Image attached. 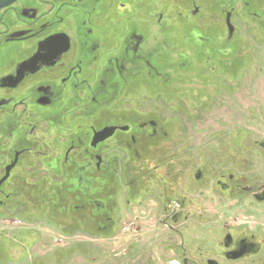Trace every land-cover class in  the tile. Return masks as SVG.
I'll list each match as a JSON object with an SVG mask.
<instances>
[{"label":"flooded vegetation","instance_id":"flooded-vegetation-1","mask_svg":"<svg viewBox=\"0 0 264 264\" xmlns=\"http://www.w3.org/2000/svg\"><path fill=\"white\" fill-rule=\"evenodd\" d=\"M201 6L209 8L201 13ZM179 18L194 19L198 31L175 28ZM218 22L222 34H204ZM262 24L264 0H0V264H34L25 239L40 233L44 216L68 226L72 216L118 217L107 178L127 167V155L139 159L140 144L169 136L153 106L177 101L186 112L182 102H194L200 120L227 106L250 83L236 84V75L264 70L256 56L234 67L245 46L264 58L257 50L264 49ZM236 37L245 43L230 49ZM217 68L232 70L230 92L219 102L224 82H199ZM244 133L229 134L240 148L233 140L227 150L234 164L210 182L197 168L179 196L169 183L173 170L140 173L131 187L138 192L135 229L149 216L181 235L182 264H264V163H255L264 161V142L246 145ZM152 175L161 177L157 198L142 200V192H155L141 185ZM194 191L200 200L193 210ZM193 219L191 253L184 231Z\"/></svg>","mask_w":264,"mask_h":264},{"label":"rangeland","instance_id":"rangeland-1","mask_svg":"<svg viewBox=\"0 0 264 264\" xmlns=\"http://www.w3.org/2000/svg\"><path fill=\"white\" fill-rule=\"evenodd\" d=\"M256 7L253 6L254 9H257ZM203 8L201 6V13L207 10L209 6ZM166 10L177 11L172 9L171 6H166ZM211 13L212 11L207 12L208 15H211ZM179 19L183 21L180 22ZM179 19L175 28L181 29L183 32H189L188 35L198 31L194 19ZM223 29V25L220 22L212 24V26L203 27V30H205L204 34L212 36L213 39H215V36L211 32L219 35L222 34ZM259 29L262 31L259 42L264 46V24L259 25ZM237 38H235V42L232 43L230 49H233V47L236 49L241 44L244 45V39ZM220 43L218 42L216 45H223ZM227 46L225 45V47ZM257 50L264 52L263 48L258 47ZM231 53L233 52H229L228 55ZM240 55V58H234L235 68L247 67L255 56L261 60L259 65L264 67V58H261L260 54H256L253 44L250 48L245 46ZM230 58L232 59V57ZM255 66L253 64L252 68L254 69ZM218 72H220L218 68L216 73L211 71L207 76L208 78L202 76L199 82L205 83L207 82L205 80H208L218 85L220 82H224L220 90H218L217 98L219 102V99L224 100V95L230 92L231 86L228 85V82L229 84L231 82V75L229 74L232 73V70L225 75L218 74ZM247 74L236 75V78H238L236 79L238 81L236 84L243 85L246 82H250L246 86L247 88L245 87L240 91L237 97H234L233 101L227 106L217 109L212 108L205 114L203 113L205 117L203 120L199 119V114L202 115V113L194 102H182L186 105L183 108L186 112L178 111L179 103L177 101H172L170 102L171 104L166 106H153L157 115L165 117L162 120L166 119V121H162L161 124L169 136L150 140L145 147L140 144L139 159H136L132 154L127 155L128 160L125 170L120 168L111 182L107 178V184L110 186L106 197L109 198L112 195L113 204L117 206L118 210H121L120 215L115 217L114 214L113 217L115 218L109 222L102 218H84L79 220L76 216H72L69 226L60 221L52 222L47 216H44L40 224L42 227L40 233H28L26 236L27 258L32 260L34 264H182L179 244L182 241L181 235L169 232L161 225L160 227L156 226L153 217H145L140 224L139 228L144 232L143 235L136 230L130 232L122 231L125 223L132 220L134 222L132 209L138 192L133 191L131 187L136 184L135 179L140 173L161 165L160 171L163 168L167 169L168 172L173 170L176 173L175 176L174 174L172 176L173 181L169 183H171L173 194L179 196L180 193L184 192V180L187 185H193V173L197 168L204 170L208 182H210L214 180L216 173L225 172L229 163L234 164L236 162L233 159L232 161L229 160L230 155L227 151L232 146L233 140L236 142L235 148L239 146L237 145L238 139L229 135L232 132L236 136V132L245 131L244 135L247 138L244 144L246 145L257 147L258 143L264 142V70L257 75ZM160 84L163 85L162 82ZM154 87H157V85L155 84ZM202 95H204V91H202ZM139 98L149 99L146 96ZM141 103H146L145 99ZM140 108L146 110L147 106L144 104ZM122 114L123 110L118 113L119 116ZM172 114L177 115L176 118L174 120L168 119ZM239 149V147L236 148V150ZM251 153V158H256L254 155L258 152ZM122 157L124 158L125 156L121 154L120 158ZM256 162L264 163L260 158ZM162 164L165 165L162 166ZM160 171H158V175H160ZM160 179L161 177L154 175H152V178L150 176L145 179L141 185L146 190L148 189L150 192L155 190V192L150 194L142 192L140 199L149 198L148 200H150L153 197L157 198L156 190L158 185L161 184L159 182ZM191 194H194L189 196L191 205H193L192 209L194 210L200 199H197V196L194 197L197 192L194 191ZM206 194L211 195L212 193L206 192ZM95 196L98 197V194H95ZM208 208L214 209L211 204L208 205ZM158 219H160V216H158ZM2 220L0 219V226L5 225ZM194 220H190V227L187 230H182L186 232V242L189 244L188 251L191 253H194L195 248ZM102 224H106L108 229L99 230L97 226ZM108 232H112L113 235L118 234V236H115L118 239L121 237L117 241V245L113 243V240L102 239L112 236L105 234ZM131 234L138 235V237H134L132 248L130 247L129 249L130 243H128L127 239ZM115 246H117L116 249L113 248ZM103 251H106V253Z\"/></svg>","mask_w":264,"mask_h":264},{"label":"crops","instance_id":"crops-1","mask_svg":"<svg viewBox=\"0 0 264 264\" xmlns=\"http://www.w3.org/2000/svg\"><path fill=\"white\" fill-rule=\"evenodd\" d=\"M147 229H148V228H147ZM112 232H113V231H112ZM112 232L105 233L107 236L112 235L111 237H104V238H102V239H107V240L110 239V240H113V243H115V244L117 245V244H118L117 241H119V239H120L121 237H120L119 239L116 238L115 236H118V234H117V235H113ZM140 233L143 235L144 232L141 230ZM134 237H138V235L136 236L135 234H131V235H129V238L127 239L128 243H130V245L128 246L129 249H130V247L132 248V245H133L132 242H133L134 239H135ZM136 239H137V238H136ZM107 240H106V241H107ZM116 247H117V246H115V247H113V248L116 249ZM101 251H102V250H101ZM103 252L106 253V251H103Z\"/></svg>","mask_w":264,"mask_h":264},{"label":"built area","instance_id":"built-area-1","mask_svg":"<svg viewBox=\"0 0 264 264\" xmlns=\"http://www.w3.org/2000/svg\"><path fill=\"white\" fill-rule=\"evenodd\" d=\"M134 230H136L135 229V226H134V222H133V220L132 221H129V222H127V223H125L124 225H123V227H122V231L123 232H130V231H134ZM137 231V230H136Z\"/></svg>","mask_w":264,"mask_h":264},{"label":"bare ground","instance_id":"bare-ground-1","mask_svg":"<svg viewBox=\"0 0 264 264\" xmlns=\"http://www.w3.org/2000/svg\"><path fill=\"white\" fill-rule=\"evenodd\" d=\"M175 264H177V263H175ZM179 264V263H178Z\"/></svg>","mask_w":264,"mask_h":264}]
</instances>
